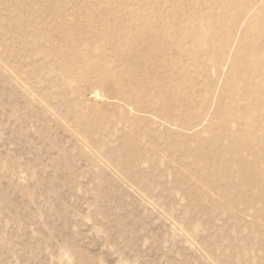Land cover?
<instances>
[{
	"label": "rangeland",
	"instance_id": "1",
	"mask_svg": "<svg viewBox=\"0 0 264 264\" xmlns=\"http://www.w3.org/2000/svg\"><path fill=\"white\" fill-rule=\"evenodd\" d=\"M218 3L0 0V264H264V5Z\"/></svg>",
	"mask_w": 264,
	"mask_h": 264
},
{
	"label": "bare ground",
	"instance_id": "2",
	"mask_svg": "<svg viewBox=\"0 0 264 264\" xmlns=\"http://www.w3.org/2000/svg\"><path fill=\"white\" fill-rule=\"evenodd\" d=\"M220 1V0H218ZM227 1H229V5L234 7L231 14L227 15V12L224 11L226 8H229V5L227 4ZM259 3V6L257 4ZM218 7V13L222 15H226L228 18H232L237 24L241 23L244 17L253 10V14H251V17L249 20L253 19L257 12L260 11L262 5H264V0H223V4H217ZM224 16L221 17V19ZM93 21V20H92ZM241 28V31H240ZM227 29V28H226ZM240 31V35L237 38V41L235 43L234 37L230 36V33L224 34V36L220 39V42L218 44V50L216 51L214 57L212 56L210 64H212V70L211 72H221L222 68L224 67L228 55L224 58L223 53L225 49L227 48V51L231 50V47L233 49L232 57H231V65L229 66V69L232 68L236 62V59L238 58L240 47L243 45L242 35L244 34L246 30V26L238 25L236 30ZM87 33V32H86ZM80 38L82 41L83 38H86L88 35L85 33H81ZM86 43H89L87 41ZM96 44V43H95ZM252 55L257 56V59L254 62L249 63L248 66V74H252L254 71H257L259 74L261 72H264V45L257 43L254 45L252 51L250 52ZM233 62V63H232ZM230 64V62H229ZM206 73L209 74V70H206ZM231 74L227 73L224 76V81L228 80V76ZM91 95H94L93 97L101 99L100 97L106 95L101 92L100 89L93 88L90 92ZM106 97H108L106 95ZM261 111L254 110L253 112L257 113V118L252 117V122L250 124L254 125L256 128H262L264 131V103L260 106ZM189 126H192V124H188ZM258 180H260L262 183H264V173H261L258 177Z\"/></svg>",
	"mask_w": 264,
	"mask_h": 264
}]
</instances>
